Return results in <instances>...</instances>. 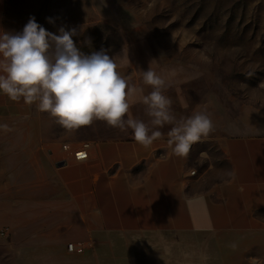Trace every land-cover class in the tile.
Returning <instances> with one entry per match:
<instances>
[{
  "label": "rangeland",
  "instance_id": "1",
  "mask_svg": "<svg viewBox=\"0 0 264 264\" xmlns=\"http://www.w3.org/2000/svg\"><path fill=\"white\" fill-rule=\"evenodd\" d=\"M45 8L47 31L75 29L82 54L103 48L115 59L119 74L137 88L128 97L134 118L148 121L141 96L152 91L143 83L149 68L165 81L177 119L210 114L213 130L188 155L193 176L199 175L194 163L228 167V136L264 134V0H45ZM170 128L158 129L161 137ZM130 137V129L102 121L66 130L37 106L19 117L0 113V264H27L11 237L23 236L24 214H33L29 203L47 193L43 169H56L51 149L58 155L63 142ZM201 152L209 158L201 160ZM248 241L264 264V232Z\"/></svg>",
  "mask_w": 264,
  "mask_h": 264
},
{
  "label": "crops",
  "instance_id": "2",
  "mask_svg": "<svg viewBox=\"0 0 264 264\" xmlns=\"http://www.w3.org/2000/svg\"><path fill=\"white\" fill-rule=\"evenodd\" d=\"M45 13V0H0V30L20 33L31 17L44 27ZM35 107L0 92L1 114ZM91 142L87 160L64 165L51 154L56 169H43L47 193L29 203L23 236L11 237L27 264L261 262L248 240L264 232V134L228 136V167L194 163L198 176L168 137L150 146L133 137Z\"/></svg>",
  "mask_w": 264,
  "mask_h": 264
},
{
  "label": "clouds",
  "instance_id": "3",
  "mask_svg": "<svg viewBox=\"0 0 264 264\" xmlns=\"http://www.w3.org/2000/svg\"><path fill=\"white\" fill-rule=\"evenodd\" d=\"M59 31V35L47 31L34 17L20 33L0 30V92L14 101L35 103L66 130L102 121L121 132L130 129L143 146L163 135L158 129L171 125L168 144L175 156L184 159L213 130L207 112L177 119L163 93L165 81L150 68L143 71V83L152 91L141 96L148 121L134 118L128 97L137 88L119 74L115 59L103 48L84 55L72 38L75 29ZM208 158L206 152L200 153L201 160ZM251 264L258 262L252 258Z\"/></svg>",
  "mask_w": 264,
  "mask_h": 264
},
{
  "label": "built area",
  "instance_id": "4",
  "mask_svg": "<svg viewBox=\"0 0 264 264\" xmlns=\"http://www.w3.org/2000/svg\"><path fill=\"white\" fill-rule=\"evenodd\" d=\"M92 146L91 141H80L77 143L73 142H63L60 145L59 154L60 164H69L74 161H85L89 158L90 149ZM51 154H55V151L51 149ZM3 234H8L7 231H4ZM68 249L74 252H82L84 246L81 244L69 243Z\"/></svg>",
  "mask_w": 264,
  "mask_h": 264
}]
</instances>
